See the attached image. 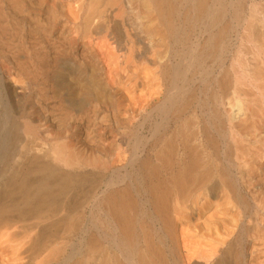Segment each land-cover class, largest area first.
Wrapping results in <instances>:
<instances>
[{
    "label": "bare ground",
    "instance_id": "obj_1",
    "mask_svg": "<svg viewBox=\"0 0 264 264\" xmlns=\"http://www.w3.org/2000/svg\"><path fill=\"white\" fill-rule=\"evenodd\" d=\"M0 264H264V0H0Z\"/></svg>",
    "mask_w": 264,
    "mask_h": 264
}]
</instances>
